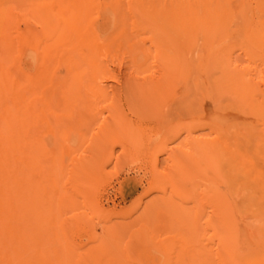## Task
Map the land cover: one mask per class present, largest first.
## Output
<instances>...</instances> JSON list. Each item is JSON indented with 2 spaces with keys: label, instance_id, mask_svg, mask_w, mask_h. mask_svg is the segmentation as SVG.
Listing matches in <instances>:
<instances>
[{
  "label": "rangeland",
  "instance_id": "374dc122",
  "mask_svg": "<svg viewBox=\"0 0 264 264\" xmlns=\"http://www.w3.org/2000/svg\"><path fill=\"white\" fill-rule=\"evenodd\" d=\"M24 1L29 0H0V8L11 10ZM240 1L244 5L243 18ZM226 5L231 11L229 16L221 18V30L204 32L200 27L191 26V61L205 68L204 47H223L218 53L226 60L228 68L236 74L243 72L261 86L264 54L254 51L250 32L254 21L263 14L256 8L255 0H227ZM206 23L202 26L207 28L210 23ZM8 35L12 37L10 31ZM222 35L226 37L219 43ZM113 54H102V58L108 71L113 76L117 74L116 78L101 79L106 97L82 91L91 100L81 101L91 102L93 112L81 115L77 120L80 123L73 120L64 133L58 136L51 133L49 125L54 121L42 111V103L36 104L40 99L36 93L31 99L34 100L31 101V115L21 142L11 137L8 126L0 127V264H264V148L259 147V141H264L263 114L236 118L244 134L253 136L252 139L259 143L258 146L239 147L235 153L237 185L249 186L254 191L249 208L238 211L236 222L251 231L252 240L243 238L240 227L236 243L230 246L208 222L212 215L211 203L228 190L227 185L211 183L208 175H198L191 184L184 183L180 175H171L172 162L166 159L163 151L154 153L159 161L155 160L153 167L147 143L130 151L115 140L108 145L106 160L97 164L82 160L89 159L91 134L98 130L99 121L107 119V108L113 103L119 106L125 118L137 124L144 142L163 135L164 126L152 121L155 120L152 116L151 119L148 115L135 114L126 90L118 87L116 81L128 71V53L118 52V57ZM151 62L153 59L149 58V66ZM13 66L6 63L1 67L12 72ZM217 70L211 71L213 76ZM200 72L202 70L198 72L197 69L191 72L189 113L184 111L177 119L175 114L168 113L174 130L180 128L184 119L193 121L214 109L207 90L210 81H204L205 77L203 81H193ZM5 82L4 89V81H0V114L9 111L11 86L15 84V81ZM166 99L163 95L162 100ZM36 108L40 113L34 111ZM63 120L68 123L71 118ZM85 122L81 132L77 123L81 127ZM196 128L195 136H212L208 134L209 127ZM89 129L91 132L86 135ZM180 137L168 146H175L182 140ZM123 149L126 152H122ZM198 164H190L188 168L201 166ZM178 186H185L187 189L183 190L193 193V197L178 196L173 192ZM260 187L262 192L257 191ZM160 196H164L163 203L158 202ZM148 206L149 211L144 212ZM224 248L232 251L227 259L219 254Z\"/></svg>",
  "mask_w": 264,
  "mask_h": 264
},
{
  "label": "bare ground",
  "instance_id": "6f19581e",
  "mask_svg": "<svg viewBox=\"0 0 264 264\" xmlns=\"http://www.w3.org/2000/svg\"><path fill=\"white\" fill-rule=\"evenodd\" d=\"M255 3L263 16L254 21L250 39L254 51L264 54V0H255ZM226 4L227 0H29L18 3L11 10L1 7L0 81H4V89L5 81H15V84L11 86V107L0 114V127L8 126L11 137L15 136V140L21 142L31 115V101H34L31 99L37 93L40 99L36 104L42 103V111L45 110V115L54 121L49 125V131L57 136L64 133L73 120L78 122L81 115L93 109L91 102L87 104L91 97L83 95L82 91H92L99 98L107 96L100 84L101 79H113L117 74L113 76L108 71L102 54L114 52L113 55L118 57V52H127L128 71L116 81L118 87L126 90L135 114L152 116L156 120L152 121L164 126L163 135L144 142L137 124L125 118L119 106L113 103L107 108V119L99 121L96 124L98 130L91 134L89 159L82 160L93 164L106 160L108 145L114 144L115 140L130 151L147 143L152 157L149 160L155 161L158 151L165 152L166 159L172 162L171 175H180L184 183L191 184L198 175H208L211 183L227 185L228 190L211 203L212 215L208 222L227 242L226 245H233L241 227L236 222L238 211L249 208L250 196L254 192L249 186L237 185L235 153L239 147L258 146L259 142V147L264 148L263 140L256 143L253 136L244 134L236 118L264 115V83L257 86L243 72L236 74L229 69L226 60L218 53L223 47H204L205 68L193 64L190 57L191 26L194 29L200 27L204 32L221 30V18L229 16L231 11ZM239 4L243 18V1ZM205 23H210L209 27H203ZM224 37L222 35L218 42L221 43ZM149 58L153 59L150 66L147 63ZM6 63L14 65L12 72L1 67ZM196 69L202 72L193 81H203V77L204 81H210L207 90L214 109L208 115L205 112L200 114L196 120L184 119L180 128L174 130L168 116L173 113L177 119L184 111L189 113V81L191 72ZM213 69H218L214 76ZM262 76L264 78V73ZM204 83L202 85L206 86ZM163 95L167 96L165 101ZM34 111L40 113L37 108ZM64 117L71 118V121L64 123ZM78 123L77 129L86 126V122L81 123V127ZM191 123L195 124L191 126ZM198 126L209 127L208 134L212 136H195L194 130ZM89 132L91 129L85 134ZM179 137L182 140L175 146H168ZM23 147H27L26 143ZM154 161L153 167L159 160ZM190 164L201 166L190 169ZM157 188L162 190L159 185ZM183 189L187 188L178 186L173 192L186 199L193 197V193ZM260 189L257 191L262 192ZM163 201L164 196H160L158 202ZM150 206L145 207L144 212L149 211ZM242 236L252 240L248 228H243ZM231 253L230 248L219 252L223 259L230 257Z\"/></svg>",
  "mask_w": 264,
  "mask_h": 264
}]
</instances>
